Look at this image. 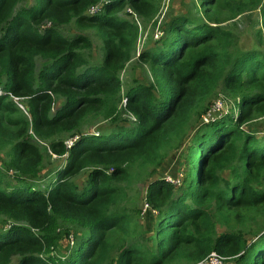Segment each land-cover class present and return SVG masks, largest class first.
I'll return each mask as SVG.
<instances>
[{"label": "trees", "instance_id": "obj_1", "mask_svg": "<svg viewBox=\"0 0 264 264\" xmlns=\"http://www.w3.org/2000/svg\"><path fill=\"white\" fill-rule=\"evenodd\" d=\"M99 1L0 0V151L6 156L0 264H196L212 252L223 263L264 264V228L250 242L235 231L216 234V222L229 224L232 210H244L233 215L238 223L252 212L264 217V137L249 127L264 119V52L237 51L233 30L209 14L216 0H199L200 19H171L162 45L138 53L151 82L133 80L123 99L120 75L136 53L139 28L120 12L128 6L147 24L158 7L107 0L87 15ZM223 3L230 19L259 10L261 36L264 0ZM71 24L95 31L103 45L100 62L87 63L92 45L86 36L61 35L59 28ZM217 90L235 101L237 112L204 123ZM21 99L28 116L14 101ZM123 112L130 124H119ZM90 121L114 127L80 134ZM194 122L200 126L189 149L187 187L177 193L164 180L150 182L145 201L156 213L153 233L114 255L107 233L133 234L129 189L155 172ZM30 135L49 141L48 156L64 159L63 167L41 175L44 155ZM63 135L77 136L69 149ZM85 170L79 187L73 179ZM226 171L230 179L222 176ZM66 226L85 234L61 258L54 253L66 240Z\"/></svg>", "mask_w": 264, "mask_h": 264}, {"label": "rangeland", "instance_id": "obj_2", "mask_svg": "<svg viewBox=\"0 0 264 264\" xmlns=\"http://www.w3.org/2000/svg\"><path fill=\"white\" fill-rule=\"evenodd\" d=\"M26 1V4L31 3V0ZM105 1L107 0H100L97 4L92 5L86 12L87 15L97 12L98 9L102 6V3H104ZM148 1L154 2L157 5L158 9L153 21L148 22L147 24L141 23V21L131 13L128 6H125L120 12V15L126 17L127 19L133 18L139 28L136 53L133 55L132 60L127 64L125 70L120 75L122 83V96L124 95L123 93H125L128 86L132 84L133 80H137L144 84H149L151 82V76L148 66L138 61V53L150 49H155L162 45V43L166 39L164 27L171 19L179 16L192 17L195 19L201 18L198 11L199 0ZM261 6L262 5H260V7ZM209 14L213 19H217L221 23L220 25H222L223 27H230L233 30L236 39L237 51L257 49L264 52V32L262 31L261 36L258 34V31L261 29L259 10L253 13H247L238 16L235 19H230L229 13L224 6L223 0H216L214 6L209 8ZM211 25L213 26L214 24ZM59 32L64 37H71L77 34L86 36L92 45L91 49L87 51V54L85 55L87 63H98L101 61L103 45L101 39H99L94 30H77L75 26L71 24L59 28ZM258 40H260L259 43ZM14 101L16 102L19 110L28 116L25 100L21 99ZM122 103H124V101H122ZM209 103H211L210 110L207 112L205 117H207L208 114H211L213 118L225 116L233 117L237 112V105L235 101L223 96L220 90L216 91V95L213 96L212 100ZM118 120L119 124L121 125H127L132 122L131 116L124 112L120 115ZM198 126H200V124L198 125V123L194 122L190 127L188 133L181 140H179L177 146L169 149L164 154V158L155 172L151 176H147V173H144V175L142 174L140 176L141 179L133 183V185L129 189L128 202L126 201L125 205L128 207L129 211L131 210V217L133 220V234L124 239V237L116 230H111L107 233L106 241L108 242V244L114 246V255H116L121 247L125 245L127 246V244H130L133 241L139 240L141 242H146L145 234L153 233V219L156 218V213H154L148 207L145 201L146 189L150 182L158 179L164 180L168 184L174 186L175 192L177 193L187 187L188 183L190 182L188 178L190 176L189 169L191 168V164L189 161V149L191 142L193 141V137L198 131ZM113 127L114 124H112L110 121H90L88 126L84 127L80 134L88 135L102 133L108 131L109 129H112ZM247 127H245L244 129H246ZM249 127L251 128L252 132L260 131L256 133V136L259 139L264 137V119L252 122ZM76 137L77 136L70 138L69 136L63 135L60 137V139L64 140L66 145H69L75 140ZM30 138L39 145L40 150L44 155L45 169L42 170L41 175L44 174L47 170H54L63 167L64 159H55L50 155L48 156V154H50L48 151V146L50 144L49 141H41L35 138L33 135H30ZM5 159V151H0V165H2V162ZM10 173L11 172H9V174ZM88 173L89 170L82 171L73 179L74 182L79 187H81L84 184ZM222 176L226 179H230V177H232L230 171L222 173ZM235 212L244 213V210L238 209L228 212L230 217L229 224L216 222V234L219 235L235 231L237 233H241L243 235V238L246 241L249 240L250 242V240H252L253 238V234H258L264 228V217L260 214L256 215L255 213L257 212H252L246 215L245 220L243 218L239 219L240 222L238 223L233 220V215L235 214ZM252 216L255 217V219L250 220ZM0 226H2L1 221ZM63 230L66 233L64 236L66 240L61 242L58 250L54 253L61 258L67 257L69 254V250L73 248L72 242L74 241L76 243L77 239L85 234L82 229L75 226H66L63 228ZM70 241L72 242L70 243ZM149 247L152 248L153 245H149ZM114 255H112L113 259L116 258L114 257ZM73 257L75 258L76 254H74ZM230 261L231 260L227 261L228 264H232Z\"/></svg>", "mask_w": 264, "mask_h": 264}, {"label": "built area", "instance_id": "obj_3", "mask_svg": "<svg viewBox=\"0 0 264 264\" xmlns=\"http://www.w3.org/2000/svg\"><path fill=\"white\" fill-rule=\"evenodd\" d=\"M205 117V116H204ZM203 117V118H204ZM202 118L203 122L206 123L209 120L213 119V117L211 116V114H208L207 117H205L204 119ZM73 142H71L69 145H66V147L69 149L71 147ZM72 242V241H71ZM224 260L221 256H219L217 253L212 252L210 253L205 260L196 263V264H223Z\"/></svg>", "mask_w": 264, "mask_h": 264}, {"label": "crops", "instance_id": "obj_4", "mask_svg": "<svg viewBox=\"0 0 264 264\" xmlns=\"http://www.w3.org/2000/svg\"><path fill=\"white\" fill-rule=\"evenodd\" d=\"M226 263V262H225ZM232 263V262H231ZM226 264H228V262L226 263ZM233 264V263H232Z\"/></svg>", "mask_w": 264, "mask_h": 264}]
</instances>
